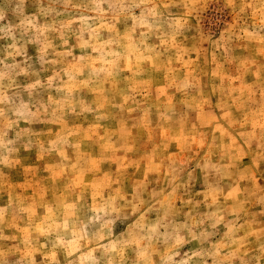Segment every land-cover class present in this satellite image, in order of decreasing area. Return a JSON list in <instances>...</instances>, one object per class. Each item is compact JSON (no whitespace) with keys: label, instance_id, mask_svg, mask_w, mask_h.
I'll list each match as a JSON object with an SVG mask.
<instances>
[{"label":"rangeland","instance_id":"obj_1","mask_svg":"<svg viewBox=\"0 0 264 264\" xmlns=\"http://www.w3.org/2000/svg\"><path fill=\"white\" fill-rule=\"evenodd\" d=\"M185 262L264 264V0H0V264Z\"/></svg>","mask_w":264,"mask_h":264},{"label":"clouds","instance_id":"obj_2","mask_svg":"<svg viewBox=\"0 0 264 264\" xmlns=\"http://www.w3.org/2000/svg\"><path fill=\"white\" fill-rule=\"evenodd\" d=\"M168 259H169V260H171V259H172V257H169ZM185 264H187V262H185Z\"/></svg>","mask_w":264,"mask_h":264}]
</instances>
